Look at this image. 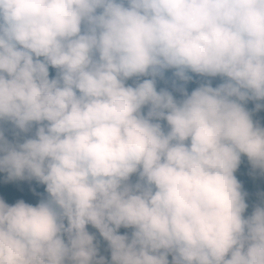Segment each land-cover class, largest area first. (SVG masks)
Returning a JSON list of instances; mask_svg holds the SVG:
<instances>
[{"label": "clouds", "instance_id": "1", "mask_svg": "<svg viewBox=\"0 0 264 264\" xmlns=\"http://www.w3.org/2000/svg\"><path fill=\"white\" fill-rule=\"evenodd\" d=\"M170 69L182 99L157 90ZM193 73L223 82L188 94ZM252 100L264 0H0V124L36 125L0 128V171L48 194L0 199V264H107L87 225L110 264H264V206L244 216L234 175L242 155L264 172Z\"/></svg>", "mask_w": 264, "mask_h": 264}, {"label": "trees", "instance_id": "2", "mask_svg": "<svg viewBox=\"0 0 264 264\" xmlns=\"http://www.w3.org/2000/svg\"><path fill=\"white\" fill-rule=\"evenodd\" d=\"M55 69L50 68V78L55 76ZM174 70H167L163 79L157 80V90L164 88L172 92L176 99H182L181 93L174 86L175 77L173 76ZM192 80L184 84V88L188 94H191L193 90L199 87L201 84L210 80L213 87L218 86L223 82L221 77H201L197 74H191ZM147 77H141L140 81ZM136 78L127 81V84L133 85ZM260 103L264 105V101H247L245 103L246 108L252 113L254 122L258 123L261 127H264V107L259 110L256 109V104ZM147 111V108L144 109ZM166 125V121H162ZM0 128L3 129L6 139L10 142H23L26 138L34 137L36 125L27 132H20L11 124V122L5 121L0 124ZM238 181L242 185V190L246 193L245 203L248 207L245 210L244 216L248 217L252 214L257 206H264V172L259 169H254L246 156L241 157V163L234 173ZM45 191V185L39 183L34 178H30L27 175L23 178L9 177L6 171H0V199H3L9 206L14 205L19 201H23L32 206H36L41 200L47 198ZM66 223V221H65ZM86 230L93 234L94 244L97 247V258L104 257L107 264L111 261V249L108 242L100 235L99 231L92 225H87ZM132 229L120 228L118 234H131ZM169 259H171L169 257Z\"/></svg>", "mask_w": 264, "mask_h": 264}]
</instances>
